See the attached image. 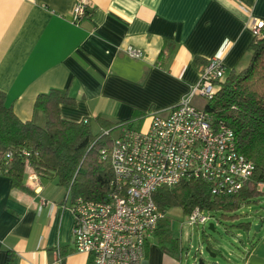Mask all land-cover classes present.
Wrapping results in <instances>:
<instances>
[{
  "label": "crops",
  "instance_id": "obj_1",
  "mask_svg": "<svg viewBox=\"0 0 264 264\" xmlns=\"http://www.w3.org/2000/svg\"><path fill=\"white\" fill-rule=\"evenodd\" d=\"M75 1L0 0V90L21 121L44 122L34 102L51 89L73 98L59 106L69 121L117 123L136 112H165L195 86L202 62L218 57L226 74L243 69L250 25L264 21V0H87V15L75 23ZM131 47L142 56L129 57ZM32 173L28 167L24 178L30 192L0 174V264L9 252V264H86L88 255L74 248L67 190ZM181 253L180 246L164 251L153 233L143 264H181ZM239 259L264 264V235Z\"/></svg>",
  "mask_w": 264,
  "mask_h": 264
},
{
  "label": "built area",
  "instance_id": "obj_2",
  "mask_svg": "<svg viewBox=\"0 0 264 264\" xmlns=\"http://www.w3.org/2000/svg\"><path fill=\"white\" fill-rule=\"evenodd\" d=\"M88 8L87 0H76L73 22L79 23ZM240 9L248 13L244 6ZM262 28V20L250 25L255 37L261 36ZM126 53L131 58L142 56L132 47ZM225 74L221 59L210 58L195 86L177 105L151 113L140 127H116L117 134L100 149L101 158L108 159L112 168L105 197H78L70 207L74 248L88 255L86 264H143L145 243L166 217V210L153 199L158 188L196 179L209 184L217 198H229L251 178L255 166L238 150L232 129L214 125L203 107L193 103L194 98L204 104L212 100ZM36 177L34 172L30 176ZM187 219L189 225H204L208 216L196 208Z\"/></svg>",
  "mask_w": 264,
  "mask_h": 264
},
{
  "label": "trees",
  "instance_id": "obj_3",
  "mask_svg": "<svg viewBox=\"0 0 264 264\" xmlns=\"http://www.w3.org/2000/svg\"><path fill=\"white\" fill-rule=\"evenodd\" d=\"M249 51L248 64L225 74L213 99L203 109L214 125L232 129L238 150L255 166L253 175L238 194L229 198H217L209 184L196 179L162 186L153 194L159 209L180 207L188 214L198 208L205 214L218 213L220 218L233 221L238 218L240 206L253 201L261 192L259 185H264V28L260 37L253 36ZM196 61L198 64L199 60ZM206 63L202 62L199 68ZM73 103L66 90L51 89L39 94L34 102V111L43 115L44 122L21 121L6 104L5 93L0 90V174L8 176L13 187L30 192L24 181L26 169L30 167L41 179H55L67 190L72 202L78 197L90 200L105 197L112 168L108 159L101 158L100 149L109 144L117 126L140 127L147 114L136 112L117 123L97 117L93 123L99 131L94 133L88 119L69 121L60 116L59 106ZM237 225L251 226L249 222ZM154 233L164 251L178 250V239L173 236L167 218L158 222ZM10 259L9 252L7 264Z\"/></svg>",
  "mask_w": 264,
  "mask_h": 264
},
{
  "label": "rangeland",
  "instance_id": "obj_4",
  "mask_svg": "<svg viewBox=\"0 0 264 264\" xmlns=\"http://www.w3.org/2000/svg\"><path fill=\"white\" fill-rule=\"evenodd\" d=\"M93 122L92 131L97 133L99 129ZM116 134L114 130L112 136ZM254 200L241 205L237 210L238 218L233 221L220 218L218 213H206L208 220L204 225H189L187 214H184L180 207L167 208L165 218L170 224L173 236L178 239L179 246L183 249L181 264H198L199 259H203L205 264L240 262L239 256L243 247L250 246L251 241L264 235V191ZM239 222H249L251 226H238ZM259 223L261 227L255 231L254 226ZM209 224L214 225V231L209 230ZM206 247H211V251L216 253L214 258L205 251ZM186 250L187 254L184 253Z\"/></svg>",
  "mask_w": 264,
  "mask_h": 264
},
{
  "label": "water",
  "instance_id": "obj_5",
  "mask_svg": "<svg viewBox=\"0 0 264 264\" xmlns=\"http://www.w3.org/2000/svg\"><path fill=\"white\" fill-rule=\"evenodd\" d=\"M260 227H261V223L255 225L254 226L255 231H258L260 229ZM209 230L214 231V225L213 224H209ZM205 251L209 254V256L211 258H214L216 256V253L215 252H212L209 247H206L205 248ZM198 264H204L203 259H199L198 260Z\"/></svg>",
  "mask_w": 264,
  "mask_h": 264
}]
</instances>
